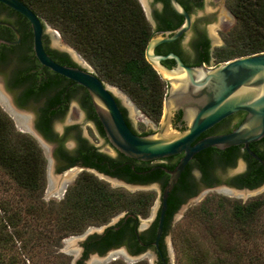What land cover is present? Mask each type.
<instances>
[{"label": "trees", "instance_id": "16d2710c", "mask_svg": "<svg viewBox=\"0 0 264 264\" xmlns=\"http://www.w3.org/2000/svg\"><path fill=\"white\" fill-rule=\"evenodd\" d=\"M20 1L54 28L81 57L89 60L100 80L116 85L142 112L154 119L158 118L165 85L143 56L144 45L151 33L138 0ZM225 6L234 22L221 35L222 42L217 46L212 59L214 64L264 50V0H225ZM2 8L6 9L7 16L19 35L15 44L2 43V59L5 52H12L14 56L10 64V83H24L22 96L29 93V84L37 78L38 89L49 88L48 91L42 90L48 93L45 95L46 100L36 107L35 126L51 139L49 127L50 115L55 113L54 102L70 80L47 68H37L28 54L31 52V33L27 20L3 4ZM7 33L10 39L14 38L10 30ZM84 106L103 135L88 94ZM212 129L210 127L209 130ZM209 130H204L199 136ZM259 141L263 142L262 149L255 142H250L249 147L264 158V136ZM236 150L237 145L222 150L206 147L186 162L166 197L158 239V247L162 253L165 248L163 236L169 231L173 213L193 193L194 183L188 173L189 167L197 164L203 178L205 167L211 162L210 155L217 153L220 158L231 157ZM59 152L70 161L80 159L82 163L95 166L100 172L110 176L133 183L159 180L160 186L164 184L167 175L157 165L171 167L174 164L161 162L149 165L146 161L121 153L119 158L97 154L101 162L95 163L91 159L94 152L82 140L78 142L74 157H69L61 149ZM253 165L250 161L248 172H256ZM43 170L44 157L35 140L29 134L16 130L10 118L0 109V171L11 181V187L15 190L14 197H0V264H68L70 257L57 250L60 239L77 234L89 225L102 224L119 212H123L125 218L120 217L101 233L89 234L82 240L83 250L74 264H80L81 259L89 252L101 254L108 248L120 245H124L130 253L152 248L150 241L153 239L156 218L137 233L138 239L134 232L137 216L144 217L154 199L152 191H127L110 187L93 174L82 171L66 186L59 199L44 200L41 198ZM254 184L248 175L240 177L237 182L238 186L246 187ZM214 197L216 198L213 199ZM212 200L214 205H211ZM263 206L264 196H256L243 202L219 195L203 197L195 209V215L206 225L208 239L221 251L222 256L214 257V261L210 263L207 258L208 250L195 248L194 254L187 256L190 259L188 263L264 264V244L259 250L247 246L255 237L253 222ZM215 214H219L215 219L221 227L218 231L211 232ZM225 234H228V243L222 248ZM105 264L147 262L145 259H138L125 263L115 258Z\"/></svg>", "mask_w": 264, "mask_h": 264}, {"label": "water", "instance_id": "95a60500", "mask_svg": "<svg viewBox=\"0 0 264 264\" xmlns=\"http://www.w3.org/2000/svg\"><path fill=\"white\" fill-rule=\"evenodd\" d=\"M139 1L151 33L144 45L143 56L165 85L157 124L143 119L130 105L129 98L120 94L116 86L100 80L91 62L68 49L60 34L20 0H0V3L27 20L31 50L38 63L86 90L103 136L111 147L122 155L142 161L181 153L171 168L159 166L167 173V178L162 186L157 185L158 196L153 205L156 206L152 214V220L156 218V223L150 241L153 249L130 253L122 245L111 247L104 251L103 256L90 252L95 257L89 258L85 264H104L107 259H113L118 251L130 262L147 255L148 264H152L155 259L153 250L159 252L158 239L167 194L185 163L197 151L206 147L222 149L240 144L264 168L262 160L248 148L249 142L264 136V50L210 65L218 46L214 29H220V18L226 21L217 3L208 0ZM0 23L9 27L15 37L0 38V42H18L19 35L15 27L7 21L2 20ZM0 91L9 108L22 114L28 121V124L22 125L11 116L14 123L43 147L46 146V141L33 125L32 117H27L12 102L3 85ZM236 110L244 114L232 129L197 137ZM74 169L67 170L65 175ZM96 173L128 185L114 177ZM64 179L56 189L58 194L65 189ZM134 185L146 187L147 184ZM122 216L123 212H119L109 221L95 227L88 226L81 235H77L80 237L78 240L82 241L92 233H101ZM136 219L134 232L138 239L137 233L149 221L138 216ZM80 250L79 246L74 249L69 264H74L80 256Z\"/></svg>", "mask_w": 264, "mask_h": 264}, {"label": "flooded vegetation", "instance_id": "af4514ba", "mask_svg": "<svg viewBox=\"0 0 264 264\" xmlns=\"http://www.w3.org/2000/svg\"><path fill=\"white\" fill-rule=\"evenodd\" d=\"M2 20L7 21V22L11 21L10 17L7 16L6 9L2 8V3H0V21H2ZM7 30L11 31V29L9 27L0 23V38L10 39L8 37L9 35L7 33ZM12 34H13V32H12ZM13 36H14V34H13ZM11 53L12 52H8V53L5 52V54L3 55L4 57L2 59V42H0V87L2 88V85H3L5 90L9 93L12 102L16 106H18L20 108H25V107H29V106L31 107V109H32V122H33L34 127L36 128V126H35L36 117H37L36 107L38 105L42 104L46 100L45 95H46V93H48L47 91L49 88L42 87V89H38V87H39V80L38 79L39 78H37L35 80V82H31L29 84L30 85L29 93L25 96H22L21 91L24 87V83H21V82L17 83V84L10 83V81L12 80V69L10 67V64L12 63L11 59L14 57ZM28 54H29V57L32 60V62L34 64H37L38 69L44 70L45 68H47V67L42 66L38 63L36 58L33 56L32 50H31V52L29 51ZM44 89H46L47 91L46 90L42 91ZM86 93H87L86 90L81 85L70 80V82H68L66 85H64V87L62 88V92L60 93L58 99L54 102L55 113L50 115V117H51L50 121L51 122H50V127H49L50 131L52 133L51 139L49 137L44 136L36 128V130L41 135L43 140L46 141L47 143H49V145H50V148H49L50 149V158L53 161L54 169L57 171H61V170H65V169L69 170V169L74 167L75 169L73 170V172L82 170L85 172H89L93 175L94 174L96 175L97 174L96 172L103 173V172H100L95 166H91L90 164L82 163L80 161V159H74L73 161H70L60 154L59 150L61 149L69 157H74L78 142L80 140H82V142L88 148H90L92 152H94V154L92 153L91 159L95 163L101 162V159L97 156V154H100V153L106 154L107 156H110L113 158H119V152H117L109 144L108 145L111 147L113 154H108V153H105V152L99 150V148L95 144L90 142L82 134L79 123L67 122V123L63 124L59 130L53 129L52 122L57 120V119H60L65 114V112L69 106V103L71 101H74L82 113V119L81 120L85 124L90 123L92 125L97 137L101 140V142L108 143L106 141V139L104 138V136L99 132V129H98V126H97L95 119L91 115H89V112H87V108L84 106L85 97L87 95ZM3 103L5 104L6 107L8 106L5 97L2 95V92L0 91V104L3 106ZM8 110L11 111L10 108H8ZM243 114H244L243 111L236 110V111L226 115L225 117L220 119L218 122L214 123L212 126H210V127H213V129L211 131L209 130L210 129V127H209L206 129V130H209L208 132H206L200 136L198 135L197 137H201V136L207 135V134L226 132V131L232 129L240 121ZM16 117H17L19 124H22V125L27 124L26 123L27 118H25L22 114L16 113ZM66 140H68L67 144H65ZM251 142H255V145L259 149L263 148V142H260L259 139L255 140V141H251ZM249 143H248V148L252 152H254L262 160V162L264 164V158H262L259 154L256 153V151H254L251 147H249ZM44 147L46 149V146H44ZM222 149H219V150H222ZM180 155H181V153H177V154L165 156V157H162L159 159L149 160L146 162L149 165L159 164L161 162L172 164V163H175L177 161V159ZM245 155H247L248 158H246ZM229 157L224 156L223 158H220V157H218L217 153L210 155L211 162H209L210 164H208V166L205 167V172L203 173V178H202V174H201V170H200L199 166L197 164H192L188 169L189 170L188 173H189V175H190V177L194 183L193 193L191 195L187 196L185 199L201 195L204 191H206L208 189H214L216 191L225 192V193H228L231 195H244V192H241V191L238 192V191H235L234 189H244V188L245 189H253V188L258 187V186L264 187V168H263V166L261 165V163L258 160H256L255 158H253L252 156L247 154L245 149H243L240 144H237V150H236L235 154L233 156H231L230 158ZM237 159H239L241 162L240 166L238 168H236L234 171H232L231 173H229V174L226 173V169L232 167ZM250 161L254 163L253 167H255L257 169L256 172H248V170H249L248 164ZM157 166H163V165H157ZM171 167H167V168H171ZM182 170H183V168H182ZM164 173L167 175L166 172H164ZM103 174H105V173H103ZM106 175H108V174H106ZM247 175L249 176V180L254 181L255 184L251 187L238 186L237 185L238 179L240 177L241 178L246 177ZM108 176H110V175H108ZM111 177H114L117 180L123 181L127 184H151V183H153V184L160 186V182H161L159 180H153V181H150L147 183H133V182H128L125 179L119 178L116 176H111ZM166 178H167V176H166ZM114 182L119 183L118 181H114ZM136 224H137V220H136L135 226H136ZM81 243H82V241H80V243H79V245L81 247L80 254L83 250ZM122 246H124V245H122ZM148 248H151V247H148ZM125 249H126V247H125ZM151 249H153V248H151ZM153 251L155 252V259L153 260L152 264H168V258H167V253H166L165 248H164V253H162L160 251V249H159V252H157L155 250H153Z\"/></svg>", "mask_w": 264, "mask_h": 264}, {"label": "rangeland", "instance_id": "374dc122", "mask_svg": "<svg viewBox=\"0 0 264 264\" xmlns=\"http://www.w3.org/2000/svg\"><path fill=\"white\" fill-rule=\"evenodd\" d=\"M209 2H215L218 4L219 8L221 9L226 21L222 18L221 20V26L220 29H214L215 35L218 41V45L222 42L221 40V35L228 30L229 28L232 27L233 25V17L227 10L225 6V0H208ZM139 4L140 1L138 0ZM141 6V4H140ZM142 9V7H141ZM143 11V10H142ZM144 14V13H143ZM64 41V40H63ZM64 43L66 44L68 49L74 50L70 45H68L65 41ZM75 51V50H74ZM80 56V55H79ZM210 65H214L213 62H211ZM104 81V80H103ZM106 82V81H104ZM108 83V82H107ZM111 84V83H109ZM114 85V84H111ZM116 86V85H114ZM117 87V86H116ZM118 92L125 97L129 98L128 95L122 91L119 87ZM130 105L139 113V115L148 121H151L153 123H158V118L154 119L150 117L149 115L145 114L142 112L135 104L134 102L129 98ZM1 105V104H0ZM2 106V105H1ZM0 109L10 118L14 128L20 132H25L23 129L20 130L21 127L16 125L14 123V120L12 119L11 113L7 111L5 104ZM22 112L27 116V117H32V109L31 107H25L21 108ZM82 113L80 109L77 107L74 101H71L69 103V106L65 112V114L60 118L52 122V127L55 130H59L61 126L67 122H76L80 124V129L82 134L93 144H95L99 150L108 153V154H113V151L111 147L108 145V143L101 142V140L97 137L94 128L90 123H84L82 120ZM28 122V121H27ZM26 122V123H27ZM27 133V132H25ZM29 134V133H27ZM30 135V134H29ZM31 136V135H30ZM34 140L35 138L31 136ZM36 144L38 145L40 152L42 156L44 157V184L43 188L41 191V198L44 200L47 199H52V200H57L59 199L62 193H57V187L59 185V182L64 179V188H66L67 185H69L73 179L78 175L82 170L79 171H68L67 175L66 172L67 170H61L57 171L54 169V164L53 161L50 158V145L49 143H45V147H43L41 144H39L35 140ZM68 143V140L65 141V144ZM241 162L239 159H237L234 163V165L228 169H226V173H231L234 171L236 168L240 166ZM96 178L104 181L109 185L110 187H117L121 188L127 191H136V190H150L154 193V199L151 203V205L148 208L147 214L144 217H140L142 219H148V224L152 221V217L156 211V206L154 205V202L158 196V186L151 183L147 184L146 187H141L139 185H134V184H128L124 185L122 183H115L112 178L108 177H103L98 174H94ZM12 184L11 181L0 171V197L5 198V197H11L14 194V191L12 189ZM65 190V189H64ZM235 191L238 192H244V195H231L225 192H219L214 189H208L204 191L201 195L190 197L185 199L179 207L176 209V211L173 213L171 222H170V228L167 234L163 236V242L165 249H168L167 252V257H168V264H189L188 262L190 261L189 258H187L188 254H194L195 248H199L202 250H208V261L211 263L214 261V257H221V251L215 247V245L208 239V236L206 234V225L198 219L195 209L197 208L198 203L200 200L205 197V196H223L227 199H236L241 202L246 201L248 199L254 198L256 196H264V187L258 186L250 190H245V189H234ZM14 197V196H13ZM214 197L213 199H215ZM211 205H214L215 202L212 200ZM219 213V211H217ZM118 214V213H117ZM117 214L111 216L107 221L115 217ZM153 214V215H152ZM219 214L214 215V219L212 220V230L211 232H216L218 231L219 226L217 223V220L215 217ZM216 220V221H215ZM97 225H89V227H95ZM254 230H255V237L251 240V242L247 245L249 247H252L254 250L256 249H261V246L264 244V206L259 209L255 216V220L253 222ZM88 227V226H87ZM86 227V228H87ZM84 228L81 232L77 234H70L65 237H62L60 239V245L58 247V251L64 253L68 257H71L74 255V249L77 248L78 246L80 247V237L77 235H81L83 231L86 229ZM225 228V227H224ZM226 229V228H225ZM90 231V229H89ZM228 235V234H227ZM226 234L224 235V239H222V242L224 244L222 245V248L227 245L228 239ZM223 236V235H222ZM75 240H77V243H75ZM231 238H229V241ZM227 242V243H226ZM144 250H150V248H146ZM99 256H103L104 252L101 254H98ZM91 257H95L94 253H88L84 258L81 259L80 264H85L87 260ZM79 258V257H78ZM120 259L121 261L125 263H130L129 259L126 258V256L118 251L115 253L113 256V259ZM69 259V261H70ZM141 259H145L147 264L149 257L147 255H144ZM111 260V258L107 259L106 262ZM69 264V262H68ZM97 264V263H96Z\"/></svg>", "mask_w": 264, "mask_h": 264}, {"label": "bare ground", "instance_id": "6f19581e", "mask_svg": "<svg viewBox=\"0 0 264 264\" xmlns=\"http://www.w3.org/2000/svg\"><path fill=\"white\" fill-rule=\"evenodd\" d=\"M3 104H4V103H3ZM5 107H6V106H5ZM8 108H9V107L7 106V107H6L7 111H9ZM10 110H11V109H10ZM9 113H11V115H12L14 118L17 119V117H16V113H17V112L11 110V111H9ZM17 121H18V120H17ZM27 124H28V123H27Z\"/></svg>", "mask_w": 264, "mask_h": 264}]
</instances>
